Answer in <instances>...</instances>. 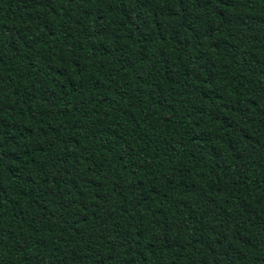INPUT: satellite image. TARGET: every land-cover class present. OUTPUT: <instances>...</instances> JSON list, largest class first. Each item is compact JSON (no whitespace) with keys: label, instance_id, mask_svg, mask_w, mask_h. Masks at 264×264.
Listing matches in <instances>:
<instances>
[{"label":"trees","instance_id":"trees-1","mask_svg":"<svg viewBox=\"0 0 264 264\" xmlns=\"http://www.w3.org/2000/svg\"><path fill=\"white\" fill-rule=\"evenodd\" d=\"M0 264H264V0H0Z\"/></svg>","mask_w":264,"mask_h":264}]
</instances>
